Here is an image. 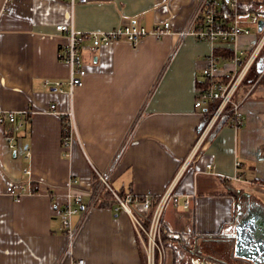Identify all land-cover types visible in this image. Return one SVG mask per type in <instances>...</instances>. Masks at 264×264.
I'll return each mask as SVG.
<instances>
[{
    "label": "crops",
    "instance_id": "obj_1",
    "mask_svg": "<svg viewBox=\"0 0 264 264\" xmlns=\"http://www.w3.org/2000/svg\"><path fill=\"white\" fill-rule=\"evenodd\" d=\"M197 5L198 0H88L74 6L68 0H0V113L17 118L15 125H0V264H72L78 258L86 264H146L144 237L131 217L91 203L98 174L108 176L114 190L135 197L160 199L174 186L178 203L167 206L162 222L184 258L164 246L166 264H195L202 260L198 256L248 264L235 259L233 240L223 235L239 201L264 207V84L253 76L259 61L235 96L242 126L219 119L196 151L211 112L210 104L195 103L211 56L222 72L232 71L229 56L237 50L247 57L263 39L264 29L250 18L264 21V0H240L239 25L251 32L237 44L179 37ZM165 22L171 23L170 34L150 35L137 45L123 39L92 51L85 42L87 73L83 85L71 90L70 67L59 58L68 36L58 25L87 33L131 24L154 31ZM251 84L254 90L241 95ZM68 113L73 133L65 147ZM214 178L221 183L218 192ZM33 185L41 190L31 193ZM78 194L84 200L73 217L78 234L66 256L58 211Z\"/></svg>",
    "mask_w": 264,
    "mask_h": 264
},
{
    "label": "built area",
    "instance_id": "obj_2",
    "mask_svg": "<svg viewBox=\"0 0 264 264\" xmlns=\"http://www.w3.org/2000/svg\"><path fill=\"white\" fill-rule=\"evenodd\" d=\"M12 1V0H7ZM72 6L75 4H84L88 0H68ZM226 4L234 19L227 22L228 18L223 16L222 7ZM240 0H198L197 9L189 25L179 32V37L193 36L198 41L207 42L210 44H237L238 39L242 35H249L250 30L240 27L239 18ZM250 23L258 24L259 19L256 16L250 18ZM56 29L68 36V43L63 45L59 51V58L70 67L69 85L71 90L74 87L83 85V78L86 75V69L82 57V47L85 42H90V49L92 51L98 50L103 46H110L113 43L121 40H126L133 45L147 36H154L162 38L163 36L172 32L171 23L165 22L162 27L154 31H148L144 27L134 24L126 25L107 32H87L78 33L74 26L58 25ZM264 47V37L250 51L247 57H244L243 52L238 53L237 50L230 64L234 67L232 71H221L218 60L215 56H211L208 65L203 70L205 78L204 85L199 89L198 98L195 107L200 108L208 104L218 102L217 108L211 113V117L207 126L203 130L199 141L195 145V151L202 145L204 140L208 137L209 131L221 119H229L231 125L238 129L243 124V116L240 112L241 101H236L235 96L241 85L245 82L247 76L252 69L255 68L258 62L262 48ZM62 83L56 82V86L60 87ZM70 120L65 124L63 131V145L69 147L72 133H73V114L68 113ZM11 124L17 123V118L14 113H0V125L5 122ZM21 124L17 126L20 128ZM207 168L211 170L212 165L208 164ZM99 183L97 189L91 195V203L97 204L100 200L101 194L108 190L113 195L116 201V211L126 212L132 219L139 235L143 236V246L146 254V264H166L167 254L165 247L160 240L161 223L164 212L167 206L172 202L177 204L176 195L173 193V185L162 195L159 202L154 209L153 215L146 227L139 218L137 213L147 214L152 205V196L147 194L143 197H135L131 193H125L123 196L120 192L113 189L109 183V177L103 174H98ZM41 187L33 185L31 193H38ZM8 192L19 199V194L15 192L13 187L8 188ZM65 207L59 210V215L62 218V224L65 229L67 244L65 248V255L71 256L78 229L73 225V217L78 214L83 208V196L81 194L75 195L74 204L70 200ZM184 207H188V202H185ZM72 264H86L82 258L73 259Z\"/></svg>",
    "mask_w": 264,
    "mask_h": 264
},
{
    "label": "water",
    "instance_id": "obj_3",
    "mask_svg": "<svg viewBox=\"0 0 264 264\" xmlns=\"http://www.w3.org/2000/svg\"><path fill=\"white\" fill-rule=\"evenodd\" d=\"M259 31L263 32L264 21H259ZM257 73H264V59L260 58ZM221 183L214 178L213 189L217 192ZM236 211L223 238L233 240V256L237 261L245 260L248 264H264V207L257 202L239 201ZM195 264H219L210 259H204Z\"/></svg>",
    "mask_w": 264,
    "mask_h": 264
},
{
    "label": "trees",
    "instance_id": "obj_4",
    "mask_svg": "<svg viewBox=\"0 0 264 264\" xmlns=\"http://www.w3.org/2000/svg\"><path fill=\"white\" fill-rule=\"evenodd\" d=\"M222 13H228V14L232 15V13L230 12V10L226 6V4H224L222 7ZM232 57H233L232 55L229 56V58H232ZM260 58L264 59V49H263V52H262V55ZM259 82L264 84V75L259 80ZM217 106H218V102L212 103V104H210V108L208 110L212 113L217 108ZM120 194L123 196L125 194V192H120ZM158 202H159V199L153 198L150 211L147 214L137 213L139 218H141L142 222L144 223V225L146 227L149 225V221L153 215L154 209L156 208ZM97 205H99L100 207H104V208H110V207L114 208V207H116V201H115L113 195L111 194V192H109L108 190H105L101 194L100 200L97 203ZM182 239L187 241L188 237L182 236ZM160 240H161L163 246H166L167 248L172 249L178 257L182 256V254L178 250V247L176 246L177 241L172 240L171 235H169V237L164 235L163 222L161 223ZM182 258H184V257L182 256Z\"/></svg>",
    "mask_w": 264,
    "mask_h": 264
},
{
    "label": "rangeland",
    "instance_id": "obj_5",
    "mask_svg": "<svg viewBox=\"0 0 264 264\" xmlns=\"http://www.w3.org/2000/svg\"><path fill=\"white\" fill-rule=\"evenodd\" d=\"M263 51V50H262ZM261 57V56H260ZM260 59V58H259ZM255 74L253 75L254 77H255V80H254V83H257L261 78H262V76L264 75V73L263 74H261V75H259V74H257L256 72H254ZM253 73H251V75H252ZM249 76V75H248ZM247 76V77H248ZM254 84H251V85H246V86H243L242 87V89H241V92H240V94L241 95H243V96H248L254 89ZM259 89L260 88H257V90L253 93V95L252 96H254V95H256V93L259 91ZM249 91V92H248ZM248 92V93H247Z\"/></svg>",
    "mask_w": 264,
    "mask_h": 264
}]
</instances>
